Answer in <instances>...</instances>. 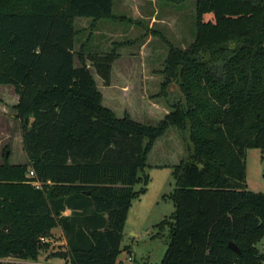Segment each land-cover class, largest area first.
<instances>
[{
    "label": "trees",
    "instance_id": "1",
    "mask_svg": "<svg viewBox=\"0 0 264 264\" xmlns=\"http://www.w3.org/2000/svg\"><path fill=\"white\" fill-rule=\"evenodd\" d=\"M196 1L195 40L170 45L161 86L170 109L153 125L119 117L83 55L76 65L74 19H114V0H0V85L19 96L27 155L0 163V264H46L37 261L56 227L67 264H117L148 156L172 126L186 152L173 167L174 222L159 264H264V192L246 183L247 150L264 158V0ZM117 58L87 56L106 84Z\"/></svg>",
    "mask_w": 264,
    "mask_h": 264
},
{
    "label": "rangeland",
    "instance_id": "2",
    "mask_svg": "<svg viewBox=\"0 0 264 264\" xmlns=\"http://www.w3.org/2000/svg\"><path fill=\"white\" fill-rule=\"evenodd\" d=\"M196 0L171 3L168 0H114V19H74L76 65L83 55L102 101L119 116L131 113L137 121L157 124L170 109L162 93L165 61L170 45L186 48L196 35ZM206 15L205 19H209ZM115 52L109 84L96 72L87 59L92 54ZM176 85L170 87L171 93ZM18 95L10 84L0 85V163L27 160L22 143L21 120L15 106ZM186 152L184 134L172 126L152 148L146 172V190L132 200L129 208L121 253L117 264H159L169 245L171 215L174 202L169 198L176 187L173 167ZM248 189L264 192V158L261 149L249 148L246 153ZM163 225H160L162 224ZM165 223V224H164ZM47 245L40 251L37 263L67 264L60 254L68 249L66 238L59 230L45 237ZM264 252V238L257 244ZM129 257H133L129 261ZM4 264H25L16 257L4 258Z\"/></svg>",
    "mask_w": 264,
    "mask_h": 264
},
{
    "label": "built area",
    "instance_id": "3",
    "mask_svg": "<svg viewBox=\"0 0 264 264\" xmlns=\"http://www.w3.org/2000/svg\"><path fill=\"white\" fill-rule=\"evenodd\" d=\"M29 176L30 177H34V176H36V173H35V171L34 170H30L29 171ZM33 185H35L36 187H40L41 186V182L40 181H34L33 182ZM43 240H44V238H42ZM1 260H3V259H1ZM133 260V257H129V261H132Z\"/></svg>",
    "mask_w": 264,
    "mask_h": 264
},
{
    "label": "crops",
    "instance_id": "4",
    "mask_svg": "<svg viewBox=\"0 0 264 264\" xmlns=\"http://www.w3.org/2000/svg\"><path fill=\"white\" fill-rule=\"evenodd\" d=\"M12 87H14L13 85H12ZM18 95V94H17ZM18 101H19V96H18ZM109 107V106H108ZM111 108V107H110ZM169 111V110H168ZM167 111V112H168ZM167 112L165 113V115L167 114ZM131 114V113H130ZM132 115V114H131ZM164 115V116H165ZM21 137H22V135H21ZM22 140V143H23V139H21ZM159 140V139H158ZM27 162V160L25 161V162H21V163H26ZM13 164H20V163H13ZM53 230H59V231H61V233H63V231H62V229H61V227H56V228H54Z\"/></svg>",
    "mask_w": 264,
    "mask_h": 264
},
{
    "label": "water",
    "instance_id": "5",
    "mask_svg": "<svg viewBox=\"0 0 264 264\" xmlns=\"http://www.w3.org/2000/svg\"><path fill=\"white\" fill-rule=\"evenodd\" d=\"M229 246H230V248H232L233 250H235L237 252L240 251V249L238 248V246L234 242H230Z\"/></svg>",
    "mask_w": 264,
    "mask_h": 264
}]
</instances>
